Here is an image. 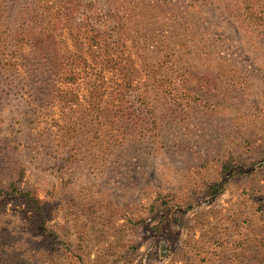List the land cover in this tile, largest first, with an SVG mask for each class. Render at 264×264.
<instances>
[{"label": "rangeland", "instance_id": "obj_1", "mask_svg": "<svg viewBox=\"0 0 264 264\" xmlns=\"http://www.w3.org/2000/svg\"><path fill=\"white\" fill-rule=\"evenodd\" d=\"M0 264H264V0H0Z\"/></svg>", "mask_w": 264, "mask_h": 264}]
</instances>
